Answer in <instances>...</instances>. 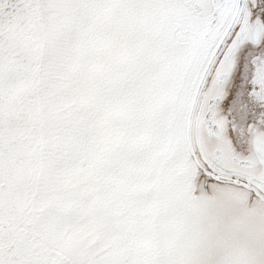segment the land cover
<instances>
[{"label": "snow or ice", "instance_id": "1", "mask_svg": "<svg viewBox=\"0 0 264 264\" xmlns=\"http://www.w3.org/2000/svg\"><path fill=\"white\" fill-rule=\"evenodd\" d=\"M0 264H264V0H0Z\"/></svg>", "mask_w": 264, "mask_h": 264}]
</instances>
